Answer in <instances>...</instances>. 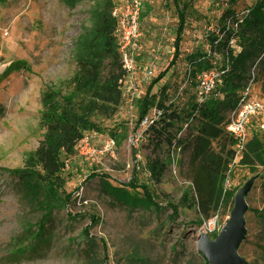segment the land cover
I'll return each mask as SVG.
<instances>
[{"label": "rangeland", "instance_id": "rangeland-1", "mask_svg": "<svg viewBox=\"0 0 264 264\" xmlns=\"http://www.w3.org/2000/svg\"><path fill=\"white\" fill-rule=\"evenodd\" d=\"M102 1L0 0V264H208L198 252L197 239L202 233L211 240L216 237L212 233L223 229L234 195L244 187L246 233L238 252L246 264H264V167L251 170L238 159L230 161L217 198L214 183L202 172L205 161L192 158L199 122L186 119L194 87L186 81L185 57L208 51L206 35L217 27L229 0H191L180 57L152 88L154 92L168 85L176 109L182 116L187 112L176 133L187 145L184 150L170 148L168 168L159 182L150 180L152 148L139 111L148 86L174 51L178 17L173 0H143L136 46L126 50L134 68L125 77L121 103L111 117H94L102 131L85 133L87 140L78 144L63 172L70 200L43 219L18 177L6 171L23 168L27 154L43 139L39 117L45 91L58 92L62 103L79 104L77 95L66 99L73 90L69 80L80 53L79 39L92 29ZM112 1L120 10L127 0ZM236 1L235 9L243 14L256 0ZM247 86L264 99V60L250 67ZM136 133L144 140L134 146L130 138ZM253 134L264 137L252 127L249 140ZM110 139L114 145L107 148ZM167 152L166 145L158 151L163 159ZM91 172L96 176L87 179ZM130 180L145 184L159 207L128 206L104 184L121 187ZM234 188L228 199L224 194ZM125 190L142 197L141 188ZM209 220L215 226L212 233L205 226Z\"/></svg>", "mask_w": 264, "mask_h": 264}, {"label": "trees", "instance_id": "trees-1", "mask_svg": "<svg viewBox=\"0 0 264 264\" xmlns=\"http://www.w3.org/2000/svg\"><path fill=\"white\" fill-rule=\"evenodd\" d=\"M173 1L178 17L174 51L165 69L148 86L139 111V122L149 116L151 110L156 111L150 116L146 129L147 145L152 148L147 167L153 182H159L167 170L170 148L175 146L178 150H184L187 145L176 134L187 112L182 116L176 109L168 85L152 91L154 85L175 67L180 57L187 10L192 3L191 0ZM236 3V0H229L217 19V27L208 31L205 38L208 51H192L185 57L188 65L186 81L194 87V102L186 119L196 118L199 122L192 158L205 161L202 172L214 183L212 190H215L217 198L224 190L225 168L234 158V140L226 130L223 114L237 102L250 67L258 59L264 60V0H256L243 14L235 9ZM114 7L112 0H103L92 29L79 39L80 53L75 72L69 80L73 90L66 98L71 100L77 95L79 104L62 103L57 99L58 92L52 89L45 91L42 96L44 110L39 117V124L44 129L43 139L37 148L27 154L23 168L6 170L18 177L30 204L43 211V219L49 218L56 205L70 200L72 194L64 190L66 180L63 172L85 133L102 131L94 117H111L121 103L127 71L123 67L116 18L112 15ZM142 15L143 11L140 17ZM210 69L219 73L218 82L207 99H202L198 95L196 77ZM174 127L176 132L172 131ZM163 145L168 147L165 159L158 153ZM240 163L251 170L257 166L264 167V137L254 134L250 137ZM95 176V172H91L86 178ZM195 181L198 184V180ZM104 184L117 200L128 206L146 209L159 207L143 183L130 180L121 187L111 186L107 182ZM125 186L133 190L141 188L142 197L130 195ZM236 190L234 188L224 195L230 199ZM172 213L176 214V211ZM42 231L40 226L39 232ZM212 235L216 236L214 233Z\"/></svg>", "mask_w": 264, "mask_h": 264}, {"label": "built area", "instance_id": "built-area-1", "mask_svg": "<svg viewBox=\"0 0 264 264\" xmlns=\"http://www.w3.org/2000/svg\"><path fill=\"white\" fill-rule=\"evenodd\" d=\"M143 0H127L125 5L119 10L114 7L112 15L116 18V33L119 37L120 52L122 55L123 67L129 73L134 68V61L128 53L127 48L135 47L139 36V21L143 11ZM219 78V73L215 69L201 72L196 77L198 95L202 99H207L208 95L215 88ZM156 111H153L155 113ZM149 116L140 121V125L149 124ZM254 127L257 131L264 132V99L258 98L252 94L250 86L242 90L237 102L229 111L226 120V130L232 136L234 144L233 161L240 160L249 141L250 130ZM83 139L81 142H85ZM144 140L141 133L133 134L130 138L131 143L135 146ZM80 142V143H81ZM114 145V140L110 139L106 143V147L110 148ZM174 149L175 146H173ZM209 232L215 229L214 222L208 221L205 225ZM213 234V233H212Z\"/></svg>", "mask_w": 264, "mask_h": 264}, {"label": "water", "instance_id": "water-1", "mask_svg": "<svg viewBox=\"0 0 264 264\" xmlns=\"http://www.w3.org/2000/svg\"><path fill=\"white\" fill-rule=\"evenodd\" d=\"M247 190L248 188L244 187L235 193L229 219L214 239H209L204 233L199 235L197 249L208 264H246L238 250L246 233Z\"/></svg>", "mask_w": 264, "mask_h": 264}]
</instances>
